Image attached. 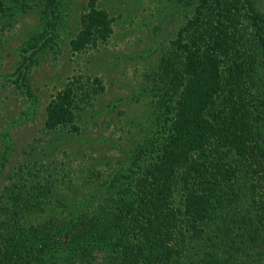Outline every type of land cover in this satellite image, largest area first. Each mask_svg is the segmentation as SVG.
<instances>
[{
	"label": "trees",
	"instance_id": "obj_1",
	"mask_svg": "<svg viewBox=\"0 0 264 264\" xmlns=\"http://www.w3.org/2000/svg\"><path fill=\"white\" fill-rule=\"evenodd\" d=\"M192 2L160 61L155 133L88 199L61 202L52 174L20 186L18 171L0 198V264H264V15L252 0ZM18 3L0 0V17ZM98 3L87 0L71 53L112 35ZM92 85L103 89L73 77L56 92L44 130L78 132Z\"/></svg>",
	"mask_w": 264,
	"mask_h": 264
},
{
	"label": "rangeland",
	"instance_id": "obj_2",
	"mask_svg": "<svg viewBox=\"0 0 264 264\" xmlns=\"http://www.w3.org/2000/svg\"><path fill=\"white\" fill-rule=\"evenodd\" d=\"M17 1L22 8L0 17V198L23 171L20 186L30 185L31 176L52 174L61 202L88 199L85 194L101 191L114 172L127 170L135 145L155 133L160 61L191 18L194 2L99 0L114 19L112 35L73 54L69 41L87 0H65L45 15L38 0ZM252 1L264 15V0ZM73 77L88 84L99 79L103 89L92 85L97 93L78 113V132H48L45 107Z\"/></svg>",
	"mask_w": 264,
	"mask_h": 264
}]
</instances>
